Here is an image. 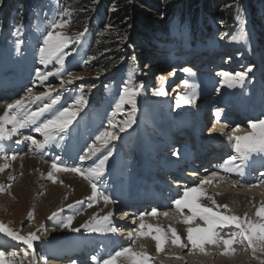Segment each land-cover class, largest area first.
<instances>
[{"label":"rangeland","instance_id":"1","mask_svg":"<svg viewBox=\"0 0 264 264\" xmlns=\"http://www.w3.org/2000/svg\"><path fill=\"white\" fill-rule=\"evenodd\" d=\"M69 1L72 0H3V3H0V54L2 51L0 55V70L5 66V68L7 67V73L11 74H7L4 78H0V83L5 85L11 83L10 79L13 78L14 74H17V77L24 76L25 80L27 75H33L34 72L36 73L37 71L41 74H45L48 72L56 73L57 70H59V76H49L43 83L36 76V81L33 82V84L29 82L27 85L29 87H26L22 92L24 93V97H26L28 95V89L30 88L36 95H40L51 88L52 98H55L57 94L60 96L58 102L41 117L42 119L51 118L56 112L62 111L65 107L75 105L76 100L81 95L84 97L85 103L80 107L72 124L65 132L57 134L58 137H62H59L62 140H64L66 134L73 131L72 129L74 128V131L78 133H81L83 129L94 132V140L92 143H98L95 140L96 136L108 127V120L112 119L117 125L113 130L117 138L107 145L108 151H110H107L105 155H108L110 158L119 153L127 162L137 165L141 159L140 142H147L148 140L151 150L153 149L152 162L161 169V167L164 166L162 162L159 161L162 155L156 154L158 151L154 143H160L164 140L161 126L166 123L167 127H169L171 138L165 143V145L167 144L166 149L169 151H167L164 156L166 158L175 159V156L171 154L174 149L178 148L175 138L178 133V135L181 133V135L188 134L184 127L193 120V115L190 114L188 116V121H186L187 123L184 122V115L182 113L184 107L182 105L185 104V100H187L189 97L188 95L192 92V85H196V90L197 87L198 89L206 88L207 84L212 81L216 86L225 85L223 83V77L219 76L218 73L228 72L235 74L237 72H245L251 67L252 71L248 73L241 85H247L245 89L246 91H250L251 94L254 92L252 95L257 93L258 88L264 86V81L262 84H260L261 82H257L260 81L258 77L260 75L256 74V71L260 68L262 69L261 72H264V14L252 18L251 14L248 13L250 3L264 0L244 1L240 8L234 10L235 15L239 16L235 17L230 23L227 20H222L220 15L216 16L215 21H211L208 15H211L213 12L218 13L215 9L217 5H224L223 7L227 9L237 5L238 2L230 3L226 0H215L212 2L211 7L208 5L206 6L210 7L209 10V8L204 7L205 0H177L181 4L174 3L176 0H160L163 6L157 14L153 11L149 12L148 10L146 11L147 13H143V15L151 21L155 20L152 22L153 24L162 25L160 29H162L163 35L157 32V36L159 39L169 36L166 42L162 45L161 41L155 44V42L152 41V36L156 32L144 29V37L139 38V41H136L134 44L130 42L129 51L121 50L119 51L120 54H115V52H109L108 54L96 52L94 50V40L91 33L94 27L97 29L98 35L100 31L99 25L102 22L103 9L107 8V11H111L114 9L115 4L108 0H93L92 3L85 6L87 8H84L82 6H77V4H72ZM171 3L174 5L171 6ZM136 7L144 8L139 4H137L135 8ZM89 9L96 11L95 15H97V17L94 20V26L92 27V20L87 19V22L80 27L84 22L78 20L79 15ZM65 10L70 12L71 15L64 16L63 13ZM92 10H90V14ZM57 21H68V26L60 31L70 38L78 37V40H74V42L70 41L67 48L64 49L63 66H61L56 59H52L45 65L41 63L39 49L43 47V39L47 31L50 30L51 25ZM190 24H193L194 32H188V25ZM17 29H19L18 32ZM85 29H87V31H85ZM111 32L110 28L105 26L100 34ZM80 33H83V35H79ZM140 35V33H136L135 37ZM233 36H237L238 39L233 40ZM98 37L99 35L97 39ZM18 42H21L19 49H17ZM156 45L161 46L157 47ZM225 52H230V56L229 54L226 55ZM104 56L107 57L104 58ZM196 61L201 62V66L204 65L203 67L205 70L203 72L196 71L186 73L183 71L186 68L185 64H190L192 66ZM36 62L38 67H35ZM216 64L217 66L214 67ZM261 64L263 66H260ZM70 75L74 78V82L72 84L65 83L62 85L61 80L66 81ZM76 77H82V79H76ZM185 82L189 85L186 86ZM255 82L257 83V88L253 89ZM55 83H58L60 87L57 89L52 88ZM141 84L143 85V89L140 95L136 97L135 122L125 131L120 132V122L127 118V115L132 109L131 105L124 104L121 111H116V104L119 102L125 87L133 85L139 86ZM241 85H236L235 87L239 88ZM81 88H83V93L80 91ZM161 89L164 90L165 95H153V92H158ZM240 89L243 93V89ZM261 94L264 98V89ZM217 96L218 93L216 92L203 95L200 114L201 120H196L198 124L197 131L200 138L205 136L208 137L210 134L207 133V131H211L214 129L213 126L216 125V119L214 118L215 113L211 111V109H216L220 112L218 105L222 101L216 99ZM18 97L20 98L21 96L18 95L15 100ZM15 102L12 104H15ZM47 102H51L48 97H43L40 101L38 100V102L35 100H25L23 107L19 109V113L23 116L24 113L36 111ZM177 102L180 104L179 107L177 106ZM213 102H215L214 106L212 104ZM73 110L76 109L73 108ZM213 113L214 115L210 120V115ZM220 116H222V114ZM183 122L185 124H183ZM33 131L34 130H29L25 132H27V135L32 134ZM35 134L36 139L41 140V138H44H40L39 133ZM72 134L73 133L69 134V140L75 137V135L73 136ZM228 135L230 134L220 135L219 142L223 143L228 141ZM120 139L122 140L120 141ZM14 141L16 140L12 139L11 143ZM178 142L182 141L179 139ZM184 145L191 151H194L192 143L185 141ZM54 152H67L65 153L67 157H59L54 154ZM54 152L55 159L64 157L63 159L65 161H69V148H63L57 152L55 150ZM69 163H73L75 166L80 164L77 162ZM263 168L261 172L258 169L256 170V172L259 171L257 175H259L260 180H262L261 173H263ZM202 169L203 168H200L199 171ZM7 171V173H10L9 169ZM133 171L138 175V169L133 168ZM216 172H218V174L215 178L228 176V179H231V181L236 178V176L227 175L214 170V173ZM154 175L156 174L154 173L153 176ZM254 177L255 179L257 178L255 174ZM236 181H240L239 178ZM218 183L221 182L218 181L217 184ZM227 183H230V185L232 184L228 181ZM215 184L213 183L211 186L206 185V187L213 188ZM237 184L244 185V183L240 182ZM237 184L236 186H239ZM244 187H237V190ZM4 197L6 196L0 192V200ZM11 203L14 204L15 208L9 207L8 211L3 209L0 205V222L21 235L35 232L36 235L39 236V239L33 242L32 249H28L27 246L21 242L13 241L0 233V244L3 245L4 248H7V255L9 254L11 256L12 252L18 253L15 258L4 256L6 264H29V260L33 253L37 257L38 264H45V260H47V264H51L49 262L52 259H54L53 261L56 260V263L54 262L55 264H59V262L64 261V259L69 260L71 264H102L103 260L108 259L110 255H114L115 252L125 247L131 246L133 251L145 252V250L136 248L134 243L128 239L129 233L127 236L121 235L122 231L120 227L126 228L128 225L125 224H128L131 217L127 219L128 221L124 219V224L121 225V223H117V226H114L117 228L116 234L113 233L117 236L116 242L111 238L110 242L111 240L112 242L109 244L108 249L104 254H101L99 252L98 241L95 237H83L84 231H81L79 234L78 232H76L77 234L75 232L74 234L73 232L69 233L70 231L61 226V222L66 221L64 216H67V213H63L62 215L59 214L60 211H56L54 213L62 216H53L52 213L46 218L41 216L40 219L38 218L35 222L37 226L33 227L35 225H30L31 220L33 223L35 215H43L42 211H38V208L30 209L25 205L16 207V201H12ZM168 208H164V210ZM150 210L152 209H149V211ZM164 210H162L161 213L165 212ZM29 213H33L31 218L29 217ZM185 215H190V213ZM128 216L127 214L125 218ZM115 217H119V215L116 213ZM139 217L140 215H136L132 218H135V221H132L131 229L135 231L139 228V223L145 222V220L152 221L153 227H158L167 221V218L163 215L162 217L157 215L155 217L156 219H154V217L145 216L142 221ZM196 223L200 224L202 222L197 220ZM200 226H203V224H200ZM230 228H226L221 232V235L224 236L225 239L228 238L225 233L229 231ZM23 230H26V232H23ZM231 230L235 229L231 228ZM125 231L130 232L129 229ZM118 233L119 235H117ZM137 241L139 240H136V244ZM140 242H144V240L139 241L138 245H140ZM88 245L90 248H88ZM205 247L206 251L211 253V255L205 256L198 252L189 254L190 246L189 248H184V250H178L180 249L179 247H175L171 243H169V245L165 243L163 248L166 249L160 253L161 256H152L151 259L153 264H259V261L264 259V254L262 253H257L256 255L259 259H254L251 254V249L246 250L243 246L234 245L235 252L230 258H232L231 260L239 259L240 261L223 262L220 260L227 256L220 255V253L224 251L222 247L215 248L210 245H206ZM93 248L96 249L92 251ZM66 249L71 251V254L68 256L64 253ZM78 250H80L78 253L81 252V254H84L83 257H78ZM90 251H92V253ZM25 252L28 253L27 258L24 257ZM177 256L181 257V259H176L175 257ZM93 257H96V261L92 259ZM78 260L84 261L78 262Z\"/></svg>","mask_w":264,"mask_h":264},{"label":"bare ground","instance_id":"2","mask_svg":"<svg viewBox=\"0 0 264 264\" xmlns=\"http://www.w3.org/2000/svg\"><path fill=\"white\" fill-rule=\"evenodd\" d=\"M225 54L226 55L229 54L230 56V52H225ZM185 65L187 69H190L191 72L193 71L191 67H189L191 66L190 64H185ZM259 79L260 81H257V82L258 83L261 82L260 84H262L264 81V78L262 79V77L259 76ZM8 85H11V83L7 85L0 84V93L5 91L4 87ZM53 85L54 87L52 88L54 89H57L58 87H60L58 83H55ZM240 88L243 89L244 91L243 93ZM256 88H257V83L255 82L253 89H256ZM263 89H264V86H262V88H258L257 93L255 95H252L254 92H252L251 94L250 91H246L245 87L229 88L227 87L226 84L216 86L213 81L209 82L207 84V87L204 89L202 88L198 89L197 87V90H196L197 95H196L195 103L192 104V103L185 102V104L182 105L184 106L183 111H182L184 115L183 116L184 122L188 121V116L190 114L193 115L192 116L193 120L190 123H188L187 126H190L189 132L195 131V133L198 134V131H197L198 124L196 123V120H199V119L201 120L200 114H201V109H202V98H203V95H205L206 93L210 91L218 93V96L216 97V99H220L222 101L218 105L220 112L232 110V108L226 105V103H228L227 102L228 99L236 100L237 102H239L240 99H246V101L249 102L247 104V107L244 108L243 110H238L240 113H243V114L241 116H237L234 124L227 129L224 128L226 125V122L223 121L224 119L222 118V116H224V113L222 114V116L217 118L216 115H214V113H216L218 110L211 109V111H213L214 113L210 115V120L212 119L213 115H214V118L216 119V125L213 126L215 131L211 128L212 129L211 131H207V133H209L210 135L208 137L207 136L202 137V140H204L203 146H207L208 144L215 142L216 144L221 146L223 151H230V153H232L231 155H236L229 141H226L223 143L219 142L220 140L219 137L221 135V132H224L227 134L229 133L231 135L232 130L234 128L239 127L243 131L237 134H245L246 132L251 131L247 127L250 122L257 121L259 119H264V98L261 94ZM6 91H11L9 94L14 93L13 90H10V89ZM191 94L192 92L188 96L190 97ZM20 96H21L20 98L18 97L13 102L19 99H23L24 93H21ZM0 97H5V95L1 94ZM7 97L10 98L11 96H7ZM35 101L38 102V100H35ZM13 102L9 104H12ZM212 104L214 106L215 102H213ZM5 110H6V105H3L2 103H0V116L4 114ZM41 120H44V119L41 118ZM184 122L183 124H185ZM209 122L211 123V121ZM187 126L185 127L187 128ZM35 127L36 125H30L27 128L20 129L19 133L13 135L10 140L6 139L3 141H0V167H3L4 165H8L3 172H0V186H3L4 188V191L1 193H3L6 196L0 200V205L3 209L8 211L9 207L15 208L14 204L11 203L12 201L17 202V204L15 205L16 207L25 205L26 207L30 209L38 208V211H42L43 215L37 214L35 215V217L33 216L34 217L33 223H32V220L30 222L31 226L35 225L33 227L37 226L35 222L37 221L38 218L40 219L41 216L46 218L47 216H49V214L51 213L53 214L56 211H60L59 214H62V215L63 213L64 214L67 213L66 214L67 216H64L66 220L69 216L73 217L71 227L80 228V231L78 232V234L81 231H84L85 233H83V235L81 234L83 237H88V238L90 236L95 237L96 240L98 241V246L100 249L99 252L101 254H104L105 251L108 249L109 244L112 242V240L113 239L114 241L116 240L117 238V236H115L116 233L113 234L112 232H107V231L92 232V231L87 230L85 227H83V225L87 224L90 226L107 227L108 225H104V224L97 225L96 220H102V218L105 215L111 212L112 216H111L110 226H117V223H121L122 225L124 224V221H123L124 219L127 220L131 217V219H129L130 221L128 222V224H125L128 226L127 227L125 226L126 228L120 227V230L122 231L121 232L122 236L123 235L127 236V234L131 232L132 236L135 237L136 231L131 229L132 221L135 218L134 219L132 218L135 217L136 215H140V216L143 215V217L145 216L153 217L151 215H145V213L146 214L151 213V211L156 208L155 203H157V205L159 203L160 206L156 208L157 212L161 213V211L164 210V208L166 209L169 207L167 210H164L165 212L169 213V216L167 217V221L165 219L166 222L164 224L159 225L158 227L163 229L165 232H167V229L170 226L174 227L177 230L178 234L181 235L182 242L187 243V240H186V227L187 226L178 222V218L174 211V201L182 197L183 190L185 187H196L202 179L211 177L212 173H214L213 171L211 172L207 169V167L203 166L202 167L203 169L201 171L198 170V171L186 172L187 178L185 180L187 181L185 182V185H179L177 188L162 189V191H164V195H160L158 190L153 191L152 195H148V193H151L152 191L150 187H146L148 177H150L149 175L151 172H156V166L153 164V162H151L152 154H150V151H151L150 145L148 144V142L142 141L140 142L141 143V151H140L141 160L139 161L137 165L131 162H127V160L124 157H122L121 154L119 153L114 155L113 157H110V158L108 157V160L106 161V164L104 167L103 175L96 178L95 180L97 184L98 193H102L103 195L99 196L96 200L92 201V207L89 208L88 207V203H89L88 197H90L92 194L91 186L80 175H77L76 173H71V172H56L54 173V179L57 181V183H52L51 181L47 179V174L48 172L52 171L51 165L53 163H56L58 166H74V167H80L82 169H88L90 167H95V165L99 163V160L103 159V157L108 151V148L102 147L100 151H98L94 156H91L90 159L81 161L80 157L85 155L88 152V148L89 146L93 145L92 142L94 140V132H91L90 130H85L82 128L83 130L81 133H78L74 130L69 132L68 135L65 136L64 140L61 139L62 138L61 136H59L61 137L59 138L56 135L54 140L50 141L44 149L38 152L33 149L31 141H25L24 139L25 136H31L32 138L36 139L35 133L37 132L35 131ZM168 128L169 127H167L166 123H164L161 126L164 140L160 143L159 142L154 143L158 151L156 154L162 155L160 161L164 162L166 167H170L174 163L173 159L166 158L164 156L165 153L169 151L166 149L167 144L165 145V143L168 142L169 139L171 138V133H169ZM11 129H12V126L10 124L6 126L7 132H11ZM29 130H34V131L32 132V134L26 135L27 132L25 131H29ZM71 133H73L72 135L73 136L75 135V137L69 140L68 136ZM41 137L43 136L40 135V138ZM165 138H167L168 140ZM196 138L197 136L194 137V140ZM12 139H15L16 141L19 140L20 143H16V141L11 143ZM179 139H185V138L184 136H180V137L177 136L176 141H175L177 145H179L178 143ZM43 140L44 138L43 139L41 138V140L39 141L42 142ZM121 140L122 139H120V141ZM199 141H201V139ZM63 148H66V149L69 148L70 150L69 161H65L63 159L64 157L60 159L54 158L53 152L55 150L57 152ZM180 150H182V152H185L188 155V157H192L193 155H195V152H196V151H191L185 146H178L177 149H174V152L178 153ZM230 153L227 156V160L228 158H230ZM13 156L16 157L15 160L11 159V157ZM146 156L149 157L150 163H148V161H145ZM218 156H219L218 159H220L221 153H219ZM69 162L80 163L79 164L80 166L79 165L75 166V164L69 163ZM223 165L224 163L219 164V166L215 168L214 170L220 171L221 173H225L227 175L236 176L237 177L236 180H238L239 178L240 180L239 182L244 183V185L237 184L239 186H236V185L233 186L231 184L232 185L231 186L230 183L229 184L227 183V181L232 183L231 179H228L229 178L228 176H225L227 177V180H224V181H221L218 177V178L213 179V183L214 184L216 183L215 186L213 188L209 187L211 189L205 186V191L209 195H212L214 199L217 201V203L227 204L233 213L240 215V216H243L244 213H247L249 217L255 218L256 208L260 206L261 201H264V183H262L264 182V179H263L264 176L261 175L262 180H259L257 182L255 181L254 173L256 172L257 169L261 171V169L264 167V157L254 155L252 159H250L247 162V164L244 166V171H243L242 176H239L236 173L225 172L223 170ZM133 168L140 169L141 174L137 176V173L133 171ZM148 168L151 169L150 173L148 174L146 173V178H143V176L141 177V175H143V173L146 170H148ZM8 169L10 173H7ZM249 172L250 173L252 172L251 175L247 174ZM133 175H135L134 178H133ZM245 175H247V180L243 182L241 178H243ZM137 178H139V183H137V180H138ZM218 181L221 183L217 184ZM123 182H125L126 185H124ZM212 184H210L209 186H211ZM252 184H258L260 185V187L252 188V189H250L249 187H246ZM161 185H163V183H161ZM177 185L178 184L175 183L172 186L175 187ZM237 187H244V188H240V190H237ZM138 195L139 196L146 195V196H144L137 203H135L137 200L131 203L130 205L132 207L126 212H124L123 208H126L125 204H128L131 200H133ZM103 196H108L111 202L106 204L104 202ZM116 199H120L122 200V202L124 199L126 200V203L122 205L123 208H121V204ZM77 201H83V203H77ZM201 202L205 205L210 203L207 200H202ZM69 205H71L72 207H69ZM138 209H141V210L137 212ZM149 209H152V210L149 211ZM185 212L188 213L186 209H185ZM116 213L119 215V217H115ZM125 214L126 215L128 214L129 216L125 218L126 216ZM62 215H58V216H62ZM160 216L162 217V215ZM93 217H95L96 220H93ZM155 217L154 219H156ZM142 223L144 224L146 223L145 225H152V221L145 220V222H142ZM193 227H195V225H193ZM65 229L70 231L69 233L71 232H73V234L74 232L76 233V231H71L68 228H65ZM126 229H129L130 232L125 231ZM144 231L147 232V229ZM23 232H26V230H23ZM117 235H119V233ZM168 235L170 236V233H168ZM111 238L112 240L110 242ZM138 240L139 241L144 240V242H140V245H138L139 241H137V244L134 243V246H136V248L145 250V252L151 258L152 256H161L160 253L162 252L157 253L155 241H153L150 237L142 238ZM169 243H171L170 240L166 242V245H169ZM164 245L165 243L162 244V248L164 247ZM88 248H90L89 245H88ZM0 249L3 250V253H5V256L9 258L12 257L9 254L7 255V248H4V246L1 244H0ZM94 249L96 248H93L92 251ZM164 249L166 248H163V250ZM181 249L182 248L178 250H181ZM92 251L90 252L92 253ZM64 253H66V255L68 256L69 254H71V251L69 249L68 250L66 249V252L64 250ZM79 256L83 257L84 254H81L80 252V254H78V257ZM230 256L231 255L227 256L226 258H223L220 261L234 262V261L239 260V259L231 260L232 258H230ZM53 260L54 259L50 260L49 263L55 264L56 260L55 261ZM83 261L84 260H78V262H83ZM60 263L71 264L69 260H65V259L62 262L60 261L59 264ZM117 264H120L119 259L117 260Z\"/></svg>","mask_w":264,"mask_h":264},{"label":"snow or ice","instance_id":"3","mask_svg":"<svg viewBox=\"0 0 264 264\" xmlns=\"http://www.w3.org/2000/svg\"><path fill=\"white\" fill-rule=\"evenodd\" d=\"M3 3V0H0ZM64 16H70L71 13L67 10L63 13ZM68 26V21H57L51 25V29L47 31V34L43 39V47L39 49L40 60L42 64H47L52 59H56L58 63L63 66L64 64V49L67 48L70 41L78 40L76 38H70L66 36L61 29ZM19 29H17V32ZM87 31V29H85ZM79 35H83L80 33ZM233 40H237V36L232 37ZM21 42L17 43V49ZM185 72L190 73V69H184ZM252 71L249 67L245 72H237L231 74L228 72L218 73L219 76L223 77V83L229 88H233L236 85H241L248 73ZM56 75L59 76V70L56 73L48 72L41 74L39 71L36 72V76L43 83L47 80L49 76ZM76 79H82V77H76ZM163 79V78H161ZM74 78L70 75L67 80H61V84H72ZM186 86L187 82H185ZM192 94L187 98L185 102L195 103L196 99V85H192ZM143 85L130 86L123 89V94L120 96L119 102L116 104V111H121L124 104L131 105V112L127 115V118L120 122L119 131L123 132L127 128L131 127L135 122L136 113V97L140 95ZM83 93V88L80 89ZM153 95H165L163 89L158 92H153ZM43 97H48L50 103H45L43 106L39 107L36 111H31L24 113L23 116L20 115L19 109L23 107L25 100H41ZM60 96L57 94L55 98L51 97V88L48 91L36 95L33 93L32 89H28V95L21 100H17L15 104L6 105V110L4 114L0 116V141L10 140L13 135L19 133L20 129L27 128L30 125H36L35 131L44 137L41 142L31 136H25V141H31L33 149L35 151H41L46 147V145L55 139L56 135L65 132L68 127L72 124L73 120L76 118L80 107L85 103L83 95H81L77 100L76 104L70 107H65L62 111L56 112L51 118L41 120V117L48 112L53 105H55ZM177 106L180 104L177 102ZM75 108L76 110H73ZM216 117L219 118L221 113L217 111L215 113ZM11 125V132H7L6 126ZM117 125L112 119L108 120V127L101 131L95 138L96 142L89 146L88 152L80 157L81 161L90 159L94 156L102 147H107L112 140L117 138L116 133L113 131ZM226 127V126H225ZM251 131L245 134L241 133L243 130L239 127L232 130V134L228 135V141L231 144L236 155L231 156L228 160L224 162L223 170L227 173H236L239 176L243 175L244 166L247 162L255 156L264 157V119H259L257 121L250 122L247 126ZM215 131V129H213ZM221 135H227L221 132ZM16 143H20L19 140ZM110 154V153H109ZM15 160L16 157H11ZM108 160V155H105L103 159L99 160V163L95 167H90L88 169H82L80 167L74 166H58L56 163L51 165L52 171L48 172L47 179L52 183H57L54 179V173L56 172H71L80 175L88 184L91 186L92 194L88 197L89 203L88 207H92V201L96 200L102 193H98L97 184L95 182L96 178L103 175L104 167L106 161ZM8 165L0 167V172H3ZM264 175V173H261ZM217 177V173H212L211 177L202 179L196 187H185L183 190V195L181 198L174 201V211L178 218V222L186 225V240L187 243L182 242L181 235L178 234L174 227H169L167 232L159 227H153L152 225H145L140 223L139 228L136 230V236L133 237L129 233L128 239L135 243L136 240L142 238H151L155 241L156 251L160 253L163 251L162 244L170 240L171 244L179 248H189V254L198 252L201 255H211V253L206 251V245L213 246L215 248H223L224 251L220 255L229 256L235 252L234 245L243 246L246 250L251 249V254L254 259H259L257 253L264 254V201H261L260 206L256 208L255 218L249 217L247 213L243 216L237 215L231 211L227 204H219L214 199L212 195H209L205 191V186L213 183V178ZM221 181L227 180V177H219ZM62 183V181H61ZM239 181L233 180L232 185L235 186ZM264 183V182H262ZM10 187V185H9ZM250 189L260 187L258 184H252L248 186ZM3 186H0V192H3ZM104 202L107 204L110 201L108 196H103ZM207 200L210 203L205 205L201 201ZM77 203H83V201H77ZM69 207H72L69 205ZM185 209L190 213V215H185ZM215 209V210H214ZM33 213H29L31 218ZM57 215L53 213V216ZM126 215V214H125ZM145 215H151L153 217L157 215H163L165 218L169 216L168 212L158 213L156 209H153L151 213ZM112 213L109 212L105 215L102 220H96V224L108 225L107 227H97L90 225H83L87 230L92 232L97 231H107L115 233L117 228L111 225ZM141 221L143 220V215L139 217ZM73 217L69 216L66 221L62 222V227L68 228L71 231L79 232L80 228H72ZM197 220L201 221L203 226L197 224ZM196 225L193 227V225ZM235 230H231V228ZM230 228L229 231L225 233L228 237L227 239L221 235L224 229ZM147 229V232L144 230ZM0 233L4 236L9 237L13 241L21 242L26 245L28 249L33 248V242L39 239V236L35 232H30L27 235H21L17 231L7 227L2 222H0ZM170 233V236L168 235ZM18 255L16 252H12L11 256L15 258ZM5 253L0 252V264H6L4 260ZM28 253H24V257L27 258ZM176 259H181V257H175ZM96 261V257L92 258ZM120 260V264H153L151 257L143 251H133L132 247H125L120 251L115 252L114 255H110L108 259L103 260L102 264H117V260ZM29 264H38L37 257L33 253ZM47 264V260H45ZM259 264H264V259L259 261Z\"/></svg>","mask_w":264,"mask_h":264},{"label":"trees","instance_id":"4","mask_svg":"<svg viewBox=\"0 0 264 264\" xmlns=\"http://www.w3.org/2000/svg\"><path fill=\"white\" fill-rule=\"evenodd\" d=\"M92 1L93 0H72L69 2L72 4H77V6H82L84 8H87L85 6L92 3ZM108 1L113 2L115 6L114 9L111 11H107V8L103 9V16L101 18L102 22L100 21L101 24L99 25L100 31L98 32L99 35L98 39H97L98 36L97 29L93 27L95 23L94 20L97 17V15H95L96 11L89 9L88 11L81 13L78 18L80 22H84L80 25V27L87 22V19L92 20L93 30L91 28L92 30L91 33L94 40V44H93L94 50L96 52L102 54L115 52V54L116 53L120 54L119 51L121 50L129 51V47H130L129 44H131L130 42L134 44L136 41L137 42L139 41L138 40L139 38L144 37L143 35L144 29L145 30L149 29L152 32H156L152 36V41L155 42V44H158L161 41V45H162L163 43L166 42V39H168L169 36L168 37L165 36L163 39H159V37L157 36V32H160L163 35V31L162 29H160L162 25H158L155 23L153 24L152 22H154L155 20L151 21L143 15V13H147L146 11L148 10L149 12L153 11L155 14H157L160 11L161 7L163 6L160 0H108ZM213 1L215 0H205L204 7L209 8L210 10ZM226 1H229L230 3L238 2V4L231 8L229 7L227 9L223 7L224 5L222 6L217 5L215 9L216 11H218V13L213 12L211 15H208L210 16L211 21H215L216 16L220 15L222 17V20H227L229 21V23L232 22V20L235 17L239 16V15H235L234 10L240 8L243 5V2L246 0H226ZM174 3L181 4L177 0ZM137 4H139L141 7L143 6L144 8L143 9L137 7L135 8ZM172 5L174 4L171 3V6ZM207 5L210 7H206ZM258 6H263V7H258ZM90 10H92L91 14L89 13ZM248 13L251 14L252 18H256L257 16L264 14V1L250 3ZM105 26H108L112 32L106 34H100V32L104 29ZM188 28H189L188 32L191 31L194 32L193 24L188 25ZM136 33H140L141 35L135 37ZM161 45L159 46L156 45V46L160 47ZM106 57L107 56H104V58Z\"/></svg>","mask_w":264,"mask_h":264}]
</instances>
